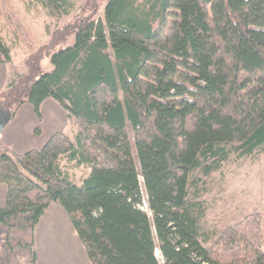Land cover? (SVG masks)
Masks as SVG:
<instances>
[{
    "label": "trees",
    "instance_id": "obj_1",
    "mask_svg": "<svg viewBox=\"0 0 264 264\" xmlns=\"http://www.w3.org/2000/svg\"><path fill=\"white\" fill-rule=\"evenodd\" d=\"M32 2L69 19L39 43L0 0L27 53L0 109L29 104L40 119L52 99L78 129L25 152L1 148L8 264H38L36 226L52 203L91 264H264L258 213L205 228L190 193L264 148V0H105L102 18L95 0ZM70 169L87 174L77 182Z\"/></svg>",
    "mask_w": 264,
    "mask_h": 264
},
{
    "label": "rangeland",
    "instance_id": "obj_2",
    "mask_svg": "<svg viewBox=\"0 0 264 264\" xmlns=\"http://www.w3.org/2000/svg\"><path fill=\"white\" fill-rule=\"evenodd\" d=\"M12 1L26 24L35 32L39 43L47 41L50 32L69 19V17L59 19L50 17L42 7L34 4L32 0ZM73 1L76 8L86 2V0ZM95 1L98 6L95 14L96 18H102L105 0ZM0 37L11 47V63L3 65L7 73V86L9 79L23 72L24 59L27 53L22 45L14 40L1 17ZM40 113L41 118L39 119L29 104L20 106L13 116L0 109V120L11 117L2 132H0V152L3 147L12 150L21 149L25 152L28 150L26 148L32 149L41 146L54 132L63 131L73 135L78 129L75 120L68 117V113L52 99H47L42 103ZM133 159L139 169L135 153ZM70 173L73 180L78 182L87 174V171L84 169H70ZM138 179L143 188L142 178L139 176ZM5 191V185L1 184L0 200L2 205ZM190 193L192 194L191 197L194 196L196 207L199 206L200 213H202L200 224L203 227L214 229L224 224L234 223L247 214L258 213L264 234V148L257 150L251 157H232L221 170L206 179L202 177V181L197 184V190L193 189ZM143 197L145 200L144 193ZM54 205L59 208L61 214L65 217L63 220L57 218L56 216L60 214L59 211L55 210L53 213L49 210L52 209L49 206L47 211H50L52 215L48 214L47 219L39 226V236L42 238L41 251L46 258H43V264H52L55 257H57V260L61 258L60 264H81L83 258L86 257L84 251L81 250V242L78 237L74 238L71 224H68L69 229L66 228L64 222H69L68 218L66 220V212L58 204L55 203ZM142 208L149 214L145 201ZM69 254L71 261L66 263L63 256Z\"/></svg>",
    "mask_w": 264,
    "mask_h": 264
},
{
    "label": "crops",
    "instance_id": "obj_3",
    "mask_svg": "<svg viewBox=\"0 0 264 264\" xmlns=\"http://www.w3.org/2000/svg\"><path fill=\"white\" fill-rule=\"evenodd\" d=\"M10 64V63H9ZM3 65H6V64H0V92L1 91H3L4 89H5V87H6V77H7V73H6V70H5V68H4V66ZM0 138H1V133H0ZM26 149H28L29 150V148H26ZM25 149V150H26ZM14 151H16V152H24V150H21V149H19V150H14ZM4 197H5V195H4V193H3V200H4ZM55 204V203H54ZM51 205L50 204V208H52V209H49L50 211H53V213H54V211L55 210H57V211H59V216H56L57 218H61L62 220L64 219V217H63V215L61 214V211L59 210V208L58 207H56V205ZM0 205H2V201L0 200ZM53 207H55V208H53ZM49 208V207H48ZM48 210V209H47ZM46 210V212L44 213V215L40 218V221L38 222V224H37V226H36V231H35V243H36V250H37V261H38V264H43L44 262V259H46L45 257H44V255H43V253H42V251H41V246H42V243H41V237L39 236V226L41 225V223H43V221L44 220H46L47 219V216H49L48 214H51L50 213V211H47ZM52 215V214H51ZM53 216H55V215H53ZM67 218L68 217H66V220H67ZM69 220V219H68ZM66 222V221H65ZM64 222V224H65V226H66V228L67 229H69L68 228V224H70V221L68 222H66L65 223ZM63 223V222H62ZM71 226V225H70ZM0 264H8V258H7V255H6V252H5V250H4V247H3V244H4V240H5V236H6V232H7V230H6V228L3 226V225H0ZM72 228V227H71ZM2 229V230H1ZM73 232H74V238H76L77 237V234H76V232H75V230L73 229ZM2 234V235H1ZM82 245V244H81ZM69 250V249H68ZM81 250H83L84 251V253H85V250H84V247H83V245H82V248H81ZM83 251H81L82 253H83ZM85 256L86 257H82L83 258V260H82V262H81V264H91L90 263V261L88 260V258H87V255H86V253H85ZM64 258H65V262L67 263V261H71L70 260V254L68 255V256H63ZM44 258V259H43ZM61 259V258H60ZM60 259H58L57 260V257H55V259H54V261H53V263L52 264H60L61 262H60ZM85 262V263H84Z\"/></svg>",
    "mask_w": 264,
    "mask_h": 264
},
{
    "label": "water",
    "instance_id": "obj_4",
    "mask_svg": "<svg viewBox=\"0 0 264 264\" xmlns=\"http://www.w3.org/2000/svg\"><path fill=\"white\" fill-rule=\"evenodd\" d=\"M10 117H7L6 119L0 120V132L4 129L5 125L8 123Z\"/></svg>",
    "mask_w": 264,
    "mask_h": 264
},
{
    "label": "bare ground",
    "instance_id": "obj_5",
    "mask_svg": "<svg viewBox=\"0 0 264 264\" xmlns=\"http://www.w3.org/2000/svg\"><path fill=\"white\" fill-rule=\"evenodd\" d=\"M156 251H155V253H156L157 258H160L159 252H156Z\"/></svg>",
    "mask_w": 264,
    "mask_h": 264
}]
</instances>
